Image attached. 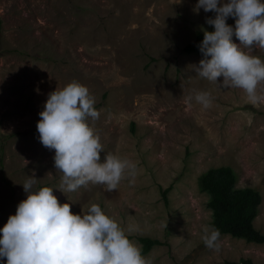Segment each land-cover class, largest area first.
<instances>
[{
  "label": "rangeland",
  "instance_id": "374dc122",
  "mask_svg": "<svg viewBox=\"0 0 264 264\" xmlns=\"http://www.w3.org/2000/svg\"><path fill=\"white\" fill-rule=\"evenodd\" d=\"M197 3L0 0V229L27 199L23 183L34 175L35 190L54 188L74 214L99 204L134 227L130 237L141 249L140 238L158 240L144 255L153 264H264V245L221 235L214 251L201 239L213 218L199 182L220 167L234 170L238 188L262 195L254 227L264 235V102L254 105L240 89L197 78L190 66L204 57L185 48L215 30L206 19L216 15L197 13ZM227 23L235 27L234 18ZM251 54L264 59V49ZM73 80L90 89L101 111L94 122L105 149L100 162L108 152L132 160L134 183L123 180L113 191L56 188L55 150L42 145L37 123L48 94ZM195 91H210L213 105L204 109Z\"/></svg>",
  "mask_w": 264,
  "mask_h": 264
},
{
  "label": "clouds",
  "instance_id": "9594fccd",
  "mask_svg": "<svg viewBox=\"0 0 264 264\" xmlns=\"http://www.w3.org/2000/svg\"><path fill=\"white\" fill-rule=\"evenodd\" d=\"M216 13L206 23L199 45L203 55L199 65L190 67L197 78L217 88L242 90L252 104L264 102V59L251 54L264 49V0H198L194 11ZM235 19V27L227 23ZM233 36L239 44L233 41ZM219 78H222V83ZM191 101L193 96H189ZM195 101L208 109L214 97L210 91H195ZM90 89L73 80L48 94L37 123L39 140L55 150L54 166L60 174L56 187L64 193L81 187L104 186L118 189L123 180L134 183L138 173L135 162L108 152L101 163L104 145L94 122L101 111ZM37 178L28 176L23 183L27 199L10 215L0 229V261L7 264H153L141 247L129 237L132 225L123 226L99 204H91L82 214H74L71 204H61L52 187L35 190ZM219 229L205 226L204 245L220 250Z\"/></svg>",
  "mask_w": 264,
  "mask_h": 264
},
{
  "label": "trees",
  "instance_id": "16d2710c",
  "mask_svg": "<svg viewBox=\"0 0 264 264\" xmlns=\"http://www.w3.org/2000/svg\"><path fill=\"white\" fill-rule=\"evenodd\" d=\"M203 38L204 33L197 34L196 42L188 45L185 51L203 56L199 50ZM237 182V176L231 167L211 169L201 177L200 189L209 194L211 199L209 202L213 218L211 225L219 229L221 235L264 245V235L254 227V221L259 215L262 204V195L252 188H238ZM168 193L169 189L162 191L166 204H168ZM139 241L143 247V255L148 254L155 246L161 245L158 240L151 238H140ZM226 264H254V262L241 260Z\"/></svg>",
  "mask_w": 264,
  "mask_h": 264
}]
</instances>
